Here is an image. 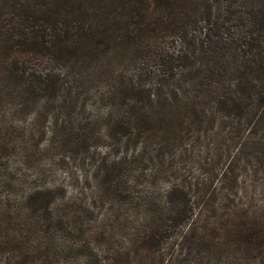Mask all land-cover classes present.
Masks as SVG:
<instances>
[{
	"label": "trees",
	"instance_id": "1",
	"mask_svg": "<svg viewBox=\"0 0 264 264\" xmlns=\"http://www.w3.org/2000/svg\"><path fill=\"white\" fill-rule=\"evenodd\" d=\"M118 59L133 70H113ZM6 91L80 106L90 92L108 98L127 140L157 134L164 148L215 132L216 154L201 175L167 165L163 192L134 180L123 190L135 202L158 200L193 230L208 209L233 223L226 210L239 200L241 175L253 184L261 173L262 222L238 230L263 241L264 0H0Z\"/></svg>",
	"mask_w": 264,
	"mask_h": 264
},
{
	"label": "rangeland",
	"instance_id": "2",
	"mask_svg": "<svg viewBox=\"0 0 264 264\" xmlns=\"http://www.w3.org/2000/svg\"><path fill=\"white\" fill-rule=\"evenodd\" d=\"M83 100L0 94V264H264V239L251 244L238 230L262 222L261 173L253 184L241 175L239 200L226 210L233 223L208 209L190 230L158 200L135 202L123 188L134 180L163 192L167 165L201 175L216 154L215 132L167 148L157 134L127 140L108 98Z\"/></svg>",
	"mask_w": 264,
	"mask_h": 264
}]
</instances>
